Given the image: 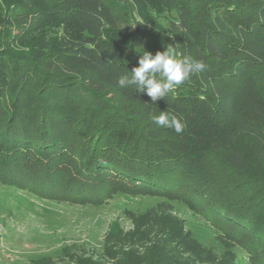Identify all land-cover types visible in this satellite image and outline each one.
I'll use <instances>...</instances> for the list:
<instances>
[{
  "label": "trees",
  "instance_id": "1",
  "mask_svg": "<svg viewBox=\"0 0 264 264\" xmlns=\"http://www.w3.org/2000/svg\"><path fill=\"white\" fill-rule=\"evenodd\" d=\"M168 45L205 70L154 103L119 86L142 52ZM158 111L184 132L150 120ZM68 161L86 190L119 179L194 203L212 196L209 212L264 264V0H0V178L45 189ZM171 237L106 254L191 264Z\"/></svg>",
  "mask_w": 264,
  "mask_h": 264
},
{
  "label": "rangeland",
  "instance_id": "2",
  "mask_svg": "<svg viewBox=\"0 0 264 264\" xmlns=\"http://www.w3.org/2000/svg\"><path fill=\"white\" fill-rule=\"evenodd\" d=\"M69 167L74 162L66 163L57 183L47 175L45 189L14 176L0 178V264H75L82 258L116 264L108 249L137 248L164 235L178 242L181 258L191 264H257L247 240L209 212L212 196L194 203L177 189L150 192L119 179L102 191L96 184L86 190L85 178L69 174ZM213 180L223 179L217 172ZM209 181L200 180L199 194Z\"/></svg>",
  "mask_w": 264,
  "mask_h": 264
},
{
  "label": "clouds",
  "instance_id": "3",
  "mask_svg": "<svg viewBox=\"0 0 264 264\" xmlns=\"http://www.w3.org/2000/svg\"><path fill=\"white\" fill-rule=\"evenodd\" d=\"M139 56L138 67L131 71V78L121 76L118 84L121 88L127 85H135L137 92L146 93L154 103L157 99L165 98L173 88L183 84L192 74L205 70V64L191 57L178 58L177 51L168 45L164 51H157L155 55L142 52ZM149 115V119L156 124L176 133H183L184 124L175 114L168 111H158ZM246 255L241 253V256Z\"/></svg>",
  "mask_w": 264,
  "mask_h": 264
}]
</instances>
